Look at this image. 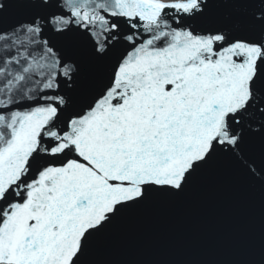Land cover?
Returning a JSON list of instances; mask_svg holds the SVG:
<instances>
[{"label": "snow or ice", "instance_id": "obj_1", "mask_svg": "<svg viewBox=\"0 0 264 264\" xmlns=\"http://www.w3.org/2000/svg\"><path fill=\"white\" fill-rule=\"evenodd\" d=\"M0 264H264V0H0Z\"/></svg>", "mask_w": 264, "mask_h": 264}]
</instances>
